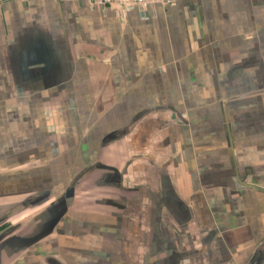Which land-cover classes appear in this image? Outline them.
Segmentation results:
<instances>
[{"label": "crops", "instance_id": "0c3cea01", "mask_svg": "<svg viewBox=\"0 0 264 264\" xmlns=\"http://www.w3.org/2000/svg\"><path fill=\"white\" fill-rule=\"evenodd\" d=\"M0 264H264V0H0Z\"/></svg>", "mask_w": 264, "mask_h": 264}, {"label": "built area", "instance_id": "2783aa9c", "mask_svg": "<svg viewBox=\"0 0 264 264\" xmlns=\"http://www.w3.org/2000/svg\"><path fill=\"white\" fill-rule=\"evenodd\" d=\"M90 2L95 6L106 7V6H143L150 4H162V5H172L179 2V0H90Z\"/></svg>", "mask_w": 264, "mask_h": 264}]
</instances>
